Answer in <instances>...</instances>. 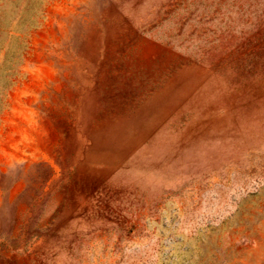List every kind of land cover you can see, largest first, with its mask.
I'll return each instance as SVG.
<instances>
[{"label":"rangeland","instance_id":"obj_1","mask_svg":"<svg viewBox=\"0 0 264 264\" xmlns=\"http://www.w3.org/2000/svg\"><path fill=\"white\" fill-rule=\"evenodd\" d=\"M0 264H264V0H0Z\"/></svg>","mask_w":264,"mask_h":264},{"label":"bare ground","instance_id":"obj_2","mask_svg":"<svg viewBox=\"0 0 264 264\" xmlns=\"http://www.w3.org/2000/svg\"><path fill=\"white\" fill-rule=\"evenodd\" d=\"M201 81V80H200ZM209 147V146H208ZM212 147V146H211ZM169 148V147H168ZM224 148V147H223ZM208 149V148H207ZM211 151V150H210ZM211 157V156H210ZM217 162V161H216Z\"/></svg>","mask_w":264,"mask_h":264}]
</instances>
